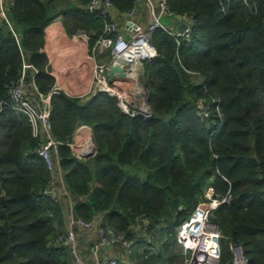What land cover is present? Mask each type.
I'll return each instance as SVG.
<instances>
[{"label": "trees", "instance_id": "16d2710c", "mask_svg": "<svg viewBox=\"0 0 264 264\" xmlns=\"http://www.w3.org/2000/svg\"><path fill=\"white\" fill-rule=\"evenodd\" d=\"M90 1L17 0L9 11L17 36L0 21V264H72L69 251L54 243L67 208L43 196L51 172L38 154L40 138L5 103L25 65L29 90L39 97L55 84L44 52L54 20L60 18L68 36L83 32L91 46L96 42L103 23L86 9ZM135 1L113 0L122 14ZM168 3L192 19L194 36L178 44L155 33L159 55L143 68L149 120L125 114L105 92L85 101L66 93L51 99L52 136L61 143L75 212L86 221L102 216L105 226L139 245L122 262L184 264L179 227L211 193L230 192L231 203L214 217L222 261L239 244L249 264H264V0ZM82 125L91 128L96 146L87 159L69 145ZM148 237L156 243L153 253Z\"/></svg>", "mask_w": 264, "mask_h": 264}, {"label": "built area", "instance_id": "2783aa9c", "mask_svg": "<svg viewBox=\"0 0 264 264\" xmlns=\"http://www.w3.org/2000/svg\"><path fill=\"white\" fill-rule=\"evenodd\" d=\"M16 1L0 0V21L17 36L15 26L9 17V11ZM144 4L147 5L150 16L147 24H144L140 12V6ZM86 9L103 23V31L96 42L91 46L89 37L85 33L79 32L68 36L63 26L60 27L59 33L67 39L70 48L58 53L53 47L50 49L44 47V52L48 57L47 72L55 78V84L50 92L44 97H39L29 90L25 65L20 79L10 86V101L5 104L17 113L25 115L32 125L34 137L40 138L38 154L51 172L43 196L53 202L66 204V230L55 237L54 243L64 246L69 251L73 264H89L81 252L78 233L80 230L94 231L98 242L94 249L96 257L93 264H119L122 259L139 251V245L114 228L105 226L102 219H98L99 217L92 221L80 218L74 220L76 200L66 186L61 168L58 153V146L61 143L52 136L51 99L61 93H66L85 101L99 92H105L117 98L118 105L125 114L132 117L142 116L149 120L152 117L148 103L149 97L145 98L140 86V78L143 75L144 63L159 55L153 44L155 33L162 30L179 44L180 39L190 40L194 36L193 24L192 19L179 17L173 12L168 0H136L135 6L125 14L116 10L113 0H91ZM59 19L54 20L53 24L58 23ZM164 19L172 25L166 24ZM182 23L187 26L183 34L178 31ZM72 51L85 53L92 59V84L87 92L80 95L69 91L63 76V71L68 70L69 67L61 63L66 54L70 55ZM77 56H79L78 53ZM112 66H119L123 69L125 79L122 82L110 81L108 72ZM91 88L93 91L90 94ZM202 113L203 116H207L208 110L204 108ZM88 137L92 145L90 149L84 148ZM69 145L79 159L93 156L95 148L91 139V128L86 125L80 126L73 143ZM231 200L230 192L225 195L211 193L208 199L201 201L190 218L179 227L177 238L184 249V264H249L246 252L239 244L230 245L232 259L226 263L222 261V233L214 217L217 210L223 205L230 204ZM147 242L150 245L148 251L155 252L154 240L148 237ZM102 248H119L121 252L110 255L102 254L99 252Z\"/></svg>", "mask_w": 264, "mask_h": 264}, {"label": "crops", "instance_id": "0c3cea01", "mask_svg": "<svg viewBox=\"0 0 264 264\" xmlns=\"http://www.w3.org/2000/svg\"><path fill=\"white\" fill-rule=\"evenodd\" d=\"M140 12L143 16V22L144 24H147L149 21H150V16H149V10H148V7L147 5H141L140 6ZM122 19H120L121 21ZM167 20V19H165ZM59 22L56 23V24H53V22L50 24V26L46 29V43H45V48H49L50 47H53L55 50L56 48H59L60 46L59 45H62V43H68L67 39L62 36L60 33H59V28L62 27V24H61V21L60 19L58 20ZM168 21V20H167ZM54 28V29H53ZM62 41V43L60 42ZM80 95V94H78ZM99 218L98 219H102L103 217L102 216H98ZM64 226L66 227L67 225V221H66V218H65V222H64ZM79 234V245H80V249H81V252L83 253V249L84 248H87L88 250H90V252L88 251V253L90 255H88V259H89V264H93L94 260H95V257L93 254L95 253L94 249L96 248V245H97V238L95 236V232L94 231H82L80 230V232L78 233ZM87 252V251H86ZM99 252H101L102 254H116V253H119L118 252V249H108V248H102L99 250ZM85 259L87 260L85 254L83 253Z\"/></svg>", "mask_w": 264, "mask_h": 264}, {"label": "bare ground", "instance_id": "6f19581e", "mask_svg": "<svg viewBox=\"0 0 264 264\" xmlns=\"http://www.w3.org/2000/svg\"><path fill=\"white\" fill-rule=\"evenodd\" d=\"M77 53L79 56H77ZM70 55L66 54V57L61 63V65H66L69 67L68 70L65 69L63 71V76L65 77L66 85L68 86L67 88L69 89V91L75 94H83L89 90L92 84V59L89 58L85 53H81L78 51H72ZM67 60L69 61V63L65 62ZM88 70L91 76L90 81L88 80L87 76ZM85 145L86 146H84V148H91L92 145L89 137Z\"/></svg>", "mask_w": 264, "mask_h": 264}, {"label": "rangeland", "instance_id": "374dc122", "mask_svg": "<svg viewBox=\"0 0 264 264\" xmlns=\"http://www.w3.org/2000/svg\"><path fill=\"white\" fill-rule=\"evenodd\" d=\"M166 24H170V25H172V23H170L169 21H167V20H163ZM61 43H62V41H60ZM85 43V42H84ZM60 47L59 48H56V50H57V52L58 53H62V52H64L65 50H67V49H69L70 48V45L69 44H67V43H62V45H59ZM58 55V54H57ZM60 59V58H59ZM97 59H99V57H97ZM66 63H69V61L67 60V61H65ZM87 76H88V80L90 81V79H91V76H90V73H89V70H88V73H87ZM143 80V75L141 76V78H140V86H141V89L143 90V92H144V94H145V98L146 97H149V92H148V90L144 87V80ZM91 87V86H90ZM90 89V88H89ZM93 91V88H91V90H90V94H91V92ZM76 95H78V94H76ZM94 154L96 153V146H95V144H94ZM93 154V155H94ZM165 226H166V224H164ZM65 226L62 228L63 230H64V232H65ZM160 239L161 238H163V233H162V230L160 231L159 229H158V231H157V234H156ZM87 251V252H86ZM88 251L90 252V250H88L87 248H84L83 249V253L85 254V256H86V258H87V262L89 261V259H88V255H90L89 253H88ZM91 253V252H90ZM88 254V255H87ZM94 255V254H93ZM128 261H129V259H128ZM120 262L119 264H130L129 262ZM72 264H73V260H72Z\"/></svg>", "mask_w": 264, "mask_h": 264}, {"label": "water", "instance_id": "95a60500", "mask_svg": "<svg viewBox=\"0 0 264 264\" xmlns=\"http://www.w3.org/2000/svg\"><path fill=\"white\" fill-rule=\"evenodd\" d=\"M186 27H187L186 24L182 23V24H180L178 31L181 34H183ZM108 77H109L110 81L115 80L117 82H122L125 79V74H124L123 69L121 67L112 66L110 71L108 72ZM91 139H92V142L94 144L92 130H91ZM73 217H74V220H78V218H79L75 211L73 212Z\"/></svg>", "mask_w": 264, "mask_h": 264}]
</instances>
